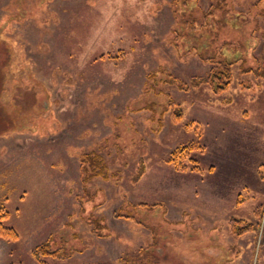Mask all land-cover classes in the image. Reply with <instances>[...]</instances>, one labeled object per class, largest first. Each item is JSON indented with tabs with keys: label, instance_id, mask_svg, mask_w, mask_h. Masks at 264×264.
Masks as SVG:
<instances>
[{
	"label": "rangeland",
	"instance_id": "1",
	"mask_svg": "<svg viewBox=\"0 0 264 264\" xmlns=\"http://www.w3.org/2000/svg\"><path fill=\"white\" fill-rule=\"evenodd\" d=\"M263 71L264 0H0V264H264Z\"/></svg>",
	"mask_w": 264,
	"mask_h": 264
},
{
	"label": "trees",
	"instance_id": "2",
	"mask_svg": "<svg viewBox=\"0 0 264 264\" xmlns=\"http://www.w3.org/2000/svg\"><path fill=\"white\" fill-rule=\"evenodd\" d=\"M223 67L225 68L223 69ZM223 67L219 66L218 68H214L207 80L203 79L200 82H198V79H194L192 82V86L205 82L215 91L216 94L226 90L231 81V73L228 68V65ZM262 74L264 75V71L262 72ZM153 77H155V75H153ZM184 89H186V87H184ZM177 114H181V113H177ZM187 151L188 150L181 149L179 151H176V153H173L171 156L172 158L171 162L173 163L176 162V164H178L179 167H182L180 159H182L183 156L185 157V155L188 153ZM81 162L83 167L82 171L87 181L93 180L95 178H104V179L107 178L108 170L105 164L103 163L102 158L98 154L94 152L88 153L83 156ZM126 218L131 219L132 217L127 216ZM251 226L252 224H249L244 220H238L236 218L232 219L230 222L231 233L237 237L244 233L250 232L252 230ZM0 237L5 239L6 238L16 239L17 234L10 229L9 230L5 229L0 224ZM46 247L48 248V245L47 246L44 245L41 250L35 249L34 256L37 259H39L41 255H49L50 254L49 250L46 249ZM50 255H55V253H51Z\"/></svg>",
	"mask_w": 264,
	"mask_h": 264
}]
</instances>
